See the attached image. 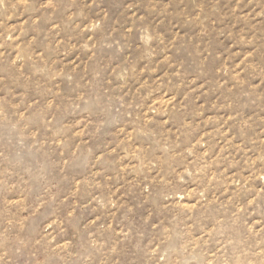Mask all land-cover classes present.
<instances>
[{
	"label": "rangeland",
	"instance_id": "1",
	"mask_svg": "<svg viewBox=\"0 0 264 264\" xmlns=\"http://www.w3.org/2000/svg\"><path fill=\"white\" fill-rule=\"evenodd\" d=\"M0 264H264V0H0Z\"/></svg>",
	"mask_w": 264,
	"mask_h": 264
}]
</instances>
